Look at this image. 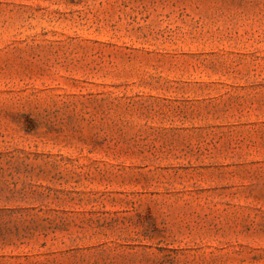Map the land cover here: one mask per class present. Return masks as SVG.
<instances>
[{
  "label": "rangeland",
  "instance_id": "rangeland-1",
  "mask_svg": "<svg viewBox=\"0 0 264 264\" xmlns=\"http://www.w3.org/2000/svg\"><path fill=\"white\" fill-rule=\"evenodd\" d=\"M0 264H264V0H0Z\"/></svg>",
  "mask_w": 264,
  "mask_h": 264
}]
</instances>
